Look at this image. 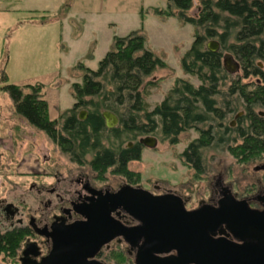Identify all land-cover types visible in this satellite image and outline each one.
I'll return each instance as SVG.
<instances>
[{
	"label": "trees",
	"instance_id": "trees-1",
	"mask_svg": "<svg viewBox=\"0 0 264 264\" xmlns=\"http://www.w3.org/2000/svg\"><path fill=\"white\" fill-rule=\"evenodd\" d=\"M199 1L197 15H190L193 0H166L165 9H151L155 16L192 25L193 42L181 57L180 68L200 82L195 87L188 79H176L153 110L143 88L156 70L168 64L147 47L143 26L125 37L114 36L96 70L82 62L76 66L82 74L81 82L71 85L74 105L57 119L49 117L44 85L11 84L3 69L2 90L17 115L43 132L72 162H89L99 174L111 169L131 180L135 174L128 165L141 159L144 146L139 141L131 147L125 144L150 136L176 145L179 136L191 130L198 138L180 159L196 176L206 172L203 152L211 147H223L239 161H252L264 154V113L257 112L264 110V0ZM210 41L218 43V52L207 48ZM225 55L239 65L238 72L225 68ZM81 111L87 112L83 120ZM104 111L119 118L116 127H106ZM235 116L238 123L232 127ZM25 233L0 227V258H15Z\"/></svg>",
	"mask_w": 264,
	"mask_h": 264
},
{
	"label": "rangeland",
	"instance_id": "rangeland-1",
	"mask_svg": "<svg viewBox=\"0 0 264 264\" xmlns=\"http://www.w3.org/2000/svg\"><path fill=\"white\" fill-rule=\"evenodd\" d=\"M193 1L190 15H197L200 1ZM152 8L165 9L166 0H0V72L6 71L11 84L44 85L45 96L49 92V98L57 101L61 111L68 110L74 105L71 85L81 82L82 73L76 66L82 62L96 70L114 36L125 37L143 26L147 47L168 64L156 70L143 88L149 110H153L176 79H188L195 87L200 82L180 68V59L193 42L192 25L181 26L175 18L155 16ZM91 44L94 49L88 57ZM2 86L0 81V227L3 231L11 228L4 206L12 203L27 212L31 184H50L53 179L46 175L48 172L67 177L86 173L99 186L110 184L116 188L130 184L154 193L156 186L175 190L190 198L188 210L198 208L201 200L208 201L212 191L220 189L216 186L218 180L230 185L232 192L242 194L264 175L263 171L255 172L264 162L263 153L244 162L223 147H211L203 152L206 172L196 176L180 159L187 146L198 138L193 130L182 133L176 145L157 137L156 148L143 147L141 159L128 165L135 174L131 180L111 169L99 174L89 162L85 165L72 162L43 132L17 115ZM242 115L240 111L238 116ZM231 119V126L236 127L237 116ZM20 256L21 250L15 258L1 257L0 264H21Z\"/></svg>",
	"mask_w": 264,
	"mask_h": 264
},
{
	"label": "water",
	"instance_id": "water-1",
	"mask_svg": "<svg viewBox=\"0 0 264 264\" xmlns=\"http://www.w3.org/2000/svg\"><path fill=\"white\" fill-rule=\"evenodd\" d=\"M207 48L218 52L220 46L210 41ZM224 66L231 73L239 71L230 55L224 56ZM79 117L85 119L87 112L81 111ZM102 117L107 128L119 124L112 112L104 111ZM139 142L152 149L158 145V139L150 136ZM118 209L125 210L139 225L130 230L111 226V213ZM84 215L88 222L66 229L54 239L48 256L36 264H101L91 260L116 235L131 243L142 240L136 264H264V212L251 210L232 197L216 208L200 205L188 211L176 195L156 196L139 186L126 185L116 193L100 196ZM224 227L238 242L227 238ZM110 232L113 235L104 238ZM35 246L25 244L21 264H29V249Z\"/></svg>",
	"mask_w": 264,
	"mask_h": 264
},
{
	"label": "flooded vegetation",
	"instance_id": "flooded-vegetation-1",
	"mask_svg": "<svg viewBox=\"0 0 264 264\" xmlns=\"http://www.w3.org/2000/svg\"><path fill=\"white\" fill-rule=\"evenodd\" d=\"M261 171L264 172V162L255 168V172ZM46 175L53 179L50 184L38 182L31 184V203L28 205L27 212L12 203H7L3 208L6 219L10 220V229L26 230L23 246L20 248L21 254L26 243L37 245V247L29 249L30 256L27 258L29 264L40 263L42 258L47 257L53 250L54 239L62 235L66 229L77 224L87 223L88 218L84 214L88 213V209L97 203L100 196L116 193L122 187L130 185L122 184L116 188L110 184L99 186L95 184L92 176L81 172L71 177L63 176L57 172H48ZM216 186L220 189L212 191L211 198L208 201L201 200L199 206L209 205L216 208L232 197L238 203H245L251 210L264 212V175L255 181L253 188L242 194L232 192V187L224 185L221 180L217 181ZM156 190L157 193L150 192L156 196L168 194L178 196L188 210L189 197H185L175 190L161 189L159 186H156ZM110 219L113 224L111 226L115 227V224L122 229L130 230L139 225V222L123 209L112 212ZM225 231L229 234L227 238L230 241L238 242L226 228ZM111 234L113 235L112 232L106 233L104 238L111 237ZM216 235H220L219 231ZM141 244L142 240L131 243L123 235L113 236L101 246L95 259L91 261L101 264H115L116 261L122 262L120 264H136ZM35 254L38 256L35 257Z\"/></svg>",
	"mask_w": 264,
	"mask_h": 264
},
{
	"label": "crops",
	"instance_id": "crops-1",
	"mask_svg": "<svg viewBox=\"0 0 264 264\" xmlns=\"http://www.w3.org/2000/svg\"><path fill=\"white\" fill-rule=\"evenodd\" d=\"M6 10V9H5ZM8 10V9H7ZM92 49V44L91 46L89 47V50L88 52L90 53V50ZM48 93L46 94L45 96V99L46 101L48 102V107H49V116H50V119L54 120L58 117L59 113L61 112V108L60 106H58V103L56 100L54 99H50L49 96H48Z\"/></svg>",
	"mask_w": 264,
	"mask_h": 264
}]
</instances>
